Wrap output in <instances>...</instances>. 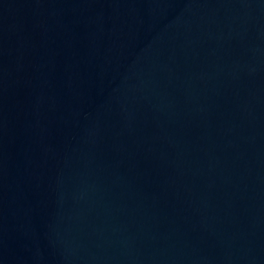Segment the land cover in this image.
Wrapping results in <instances>:
<instances>
[{"label":"water","instance_id":"1","mask_svg":"<svg viewBox=\"0 0 264 264\" xmlns=\"http://www.w3.org/2000/svg\"><path fill=\"white\" fill-rule=\"evenodd\" d=\"M0 264H264V0H0Z\"/></svg>","mask_w":264,"mask_h":264}]
</instances>
